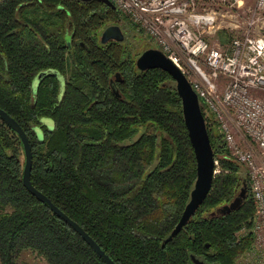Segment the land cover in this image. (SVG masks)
<instances>
[{"label":"trees","instance_id":"1","mask_svg":"<svg viewBox=\"0 0 264 264\" xmlns=\"http://www.w3.org/2000/svg\"><path fill=\"white\" fill-rule=\"evenodd\" d=\"M112 24L124 35L143 31L99 0H0V107L28 137L32 185L116 264H194L192 255L236 264L254 247L257 206L250 187L239 208L214 214L249 175L223 133L213 135L203 105L218 172L196 214L162 246L189 201L196 157L173 78L139 70L128 39L101 43ZM22 169L20 140L0 119V263L105 264L23 186Z\"/></svg>","mask_w":264,"mask_h":264},{"label":"built area","instance_id":"2","mask_svg":"<svg viewBox=\"0 0 264 264\" xmlns=\"http://www.w3.org/2000/svg\"><path fill=\"white\" fill-rule=\"evenodd\" d=\"M110 1L157 43L187 76L201 106L216 114L232 158L248 170L257 206L254 245L264 248V0H256L248 28L227 44L210 37L245 0ZM235 129L259 152L243 147Z\"/></svg>","mask_w":264,"mask_h":264},{"label":"water","instance_id":"3","mask_svg":"<svg viewBox=\"0 0 264 264\" xmlns=\"http://www.w3.org/2000/svg\"><path fill=\"white\" fill-rule=\"evenodd\" d=\"M79 1L89 2L92 0ZM99 1L106 6L115 8L114 4L110 0ZM124 38L125 35L121 27L116 24L105 27L100 34V41L102 43H106L110 40L122 42ZM136 66L141 71H146L149 69H161L167 72L173 78L175 87L182 101L184 121L197 163V177L191 190L189 201L185 205L178 223L169 236L163 240L162 246H165L169 241H172L174 237L179 234V232L196 214L197 210L207 198L212 187L215 174L217 173L216 159L199 96L182 70L176 66L175 63L159 48H148L144 50L137 57ZM49 73L52 74L53 72ZM43 76V74H40L35 79V83L39 82ZM111 86L113 88L114 94L118 96L119 94L113 81L111 82ZM0 119L5 122V124L8 125V127L17 135L22 145L23 186L40 202L45 203L50 208L52 213L67 223L92 248V250L101 257L105 264H116L77 222L68 217L67 214L59 209L45 194L32 185L30 180L32 152L28 137L20 124L1 107ZM249 189V178L245 177L243 180V187L239 195L230 203L224 204L223 206L217 208V210L214 211V214H227L239 208L243 204L244 200L247 199L249 195ZM191 258L195 264H206L204 261L200 260L194 255H192Z\"/></svg>","mask_w":264,"mask_h":264},{"label":"rangeland","instance_id":"4","mask_svg":"<svg viewBox=\"0 0 264 264\" xmlns=\"http://www.w3.org/2000/svg\"><path fill=\"white\" fill-rule=\"evenodd\" d=\"M255 4H256V0H245L244 5H242L239 8H236L233 12L226 13L229 17L222 19L219 29H217L216 32L212 34L210 37L211 42L220 43V44H227L230 42V41H228L227 43L221 42L220 40L221 37L219 36L220 30H225L226 35H229L231 39L235 35L242 34L246 30V28H248V24L253 15ZM125 39H128L130 42H133L137 46V50L140 51V53H142V51H144L146 47L148 49V46H152V48L158 47L157 43L153 39H151L144 31H134L133 29H130L127 32V35L125 33ZM206 113L212 125L211 130L213 135H216L220 132L222 133L220 124L218 125L219 121L217 119L216 114L209 109H206ZM216 121H218V123ZM235 135L238 142L243 147H254V149L257 152H259V148L255 144H252L250 141L246 140L239 130L235 129ZM217 165H216V169H217ZM242 170L244 174L248 172L247 168L243 164H242ZM24 263L46 264L44 261L36 260L33 258L24 261ZM236 264H264V248L256 247L254 245V247L250 251L242 255L237 260Z\"/></svg>","mask_w":264,"mask_h":264},{"label":"flooded vegetation","instance_id":"5","mask_svg":"<svg viewBox=\"0 0 264 264\" xmlns=\"http://www.w3.org/2000/svg\"><path fill=\"white\" fill-rule=\"evenodd\" d=\"M102 32V31H101ZM101 32H100V34H101ZM100 34H99V39H100ZM101 42V41H100ZM102 43V42H101ZM81 45H82V47L86 50L87 49V46L85 45V44H83V43H81ZM48 121V120H47ZM200 260H202L201 258H199ZM202 261H204V260H202ZM205 262V261H204ZM206 263V262H205ZM195 264V263H194ZM206 264H208V263H206Z\"/></svg>","mask_w":264,"mask_h":264}]
</instances>
